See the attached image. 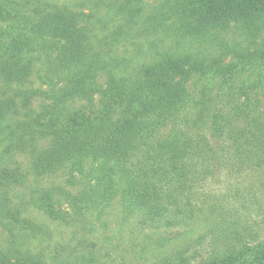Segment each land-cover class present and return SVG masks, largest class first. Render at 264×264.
<instances>
[{"label": "trees", "instance_id": "1", "mask_svg": "<svg viewBox=\"0 0 264 264\" xmlns=\"http://www.w3.org/2000/svg\"><path fill=\"white\" fill-rule=\"evenodd\" d=\"M80 1L0 0V137L11 157L0 165V264H50L21 245L30 209L84 237L87 254L51 264H103L110 253L95 234L114 202L122 233L158 248L151 264H264V0H156L148 13L149 0ZM101 10L115 22L111 46L120 24L142 27L129 72L130 60L95 47L106 41ZM231 31L256 48L230 42ZM231 58L246 70L227 76ZM193 74L223 77L209 103L190 95ZM38 134L53 144L23 169L13 153ZM223 182L224 192L204 190ZM252 212L260 220L242 219ZM192 232L202 256L191 244L160 250Z\"/></svg>", "mask_w": 264, "mask_h": 264}, {"label": "rangeland", "instance_id": "2", "mask_svg": "<svg viewBox=\"0 0 264 264\" xmlns=\"http://www.w3.org/2000/svg\"><path fill=\"white\" fill-rule=\"evenodd\" d=\"M49 2H56V3H68L69 6L72 8H82L80 6V0H46ZM156 0H149V5L147 8V12L150 11L151 6L155 3ZM158 2V0L156 1ZM100 16L105 17L102 19V23L100 22V25L97 24L98 29L96 30V34L100 35L102 38H105L108 34H110L114 27L115 22L112 19H109V15L104 10H101L99 13ZM107 16V17H106ZM4 25V24H1ZM131 25L127 27L126 23L120 24L115 29L119 28L117 31L119 34L121 33L122 37H119V43L115 46L109 45L111 38H105V42H96L95 47L97 50H100L104 52L106 57L111 58H121L125 57L126 59L130 60L132 62L131 67L127 68L126 72H129L134 66L135 63L139 61V59L142 56V52L137 51V42H144V38L142 36V27ZM104 35V36H102ZM148 35V34H147ZM101 37H97V39H100ZM111 37V36H109ZM226 37L230 42H242L244 43V39L239 37L235 32L231 31L230 33L226 34ZM115 42V41H114ZM107 43V45H106ZM249 43V44H248ZM248 44L250 49L256 48V45L258 42L254 43H244ZM170 45H175V42H171ZM201 51L204 50L202 47L200 49ZM202 53V52H201ZM204 53V52H203ZM205 53L208 54L207 50H205ZM30 55V54H29ZM104 56V57H105ZM31 57V55H30ZM28 56V58H30ZM225 66L228 69L231 68V73L228 71L227 76H235V74L240 70H246L244 68L243 63L236 61L234 58L228 59L225 61ZM248 73V72H246ZM245 73V74H246ZM218 77V76H217ZM212 75H200V74H193L188 82V91L190 95L192 96L194 102H204L207 101L209 103L210 100L214 98V93L218 90L220 84H222L223 77L219 76L218 78ZM233 81H236V84L238 83L237 75L236 77L232 78ZM39 82L37 81L35 75H32L30 86L37 87ZM42 101L41 98L37 97L32 99L29 104L30 107H36L40 104ZM97 98L94 100V108L91 113H87L90 116H94L98 114L99 107L97 105ZM85 102H79L75 103L73 105L68 106L67 111L65 113L66 117L64 116L61 118L60 122H64L69 118L68 112H74L78 108L82 107L84 108ZM19 107H23L22 103H18ZM84 106V107H83ZM199 105H197L198 110H200ZM81 108V109H82ZM85 110V109H84ZM194 111V110H193ZM169 126L168 124L165 125L161 129L162 134L168 133ZM2 138L0 137V165L8 164V159L10 154L7 152H4V148L6 147V143L1 141ZM36 140V146L27 145L24 143V145H20L21 150H15L13 153V162H17L18 165H21L23 169H26L25 165L28 161L34 160L35 156L40 155L44 151L48 150L50 146H52V137L49 135L44 134H38L35 135ZM59 179L50 178L46 181V184L56 183ZM227 185L225 182H223L222 185L215 187L212 185H206L205 191L219 189L221 192L226 191ZM258 214V213H257ZM256 213L252 212L250 214L251 217H248V215H242V219L247 220L248 222L252 221H258L260 220V215L258 216ZM24 219L26 220V228L23 229V235L21 237L22 242L21 245L24 249L28 251H43L45 254V258L47 259V262L50 264L54 261L60 260L62 258H67L68 260H73L74 258L79 257L81 254H87L88 249L82 248L84 247V237H82L79 234L80 228L78 226H71L67 227L64 225H59L55 222H50L48 219L41 214L38 210L30 209L24 216ZM104 224L103 227L99 228L100 226H97V229L99 228V234L96 233L95 235L100 238L104 244H106L107 250L110 253L105 257L103 260V264H151L155 259H157V254L159 252L157 247L151 246L150 244H147L144 240H142L139 237H134V239H130L129 235L127 234L129 232V229L126 233H122V224L121 222V212L120 207L116 202L113 203V205L106 210V214L102 218ZM121 225V227H120ZM175 229V228H174ZM163 231V230H162ZM169 231V230H168ZM159 232V231H158ZM197 232H192L190 236L180 238L175 243H171L167 248L160 249L163 252H168L173 249L179 248L178 246H183L186 244H191L188 250V254L195 253L194 255L196 258L202 256L205 252V245L204 244H198L196 243L197 238ZM6 234L5 232L0 228V244H2L5 241ZM259 238H264V233ZM86 243L89 241H93L94 238H86ZM259 239V240H261ZM196 243V244H195ZM82 244V245H81ZM103 244V245H104ZM114 247H117V249H114ZM184 248V247H183ZM182 249V248H181ZM196 260V259H194Z\"/></svg>", "mask_w": 264, "mask_h": 264}]
</instances>
